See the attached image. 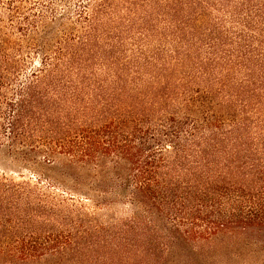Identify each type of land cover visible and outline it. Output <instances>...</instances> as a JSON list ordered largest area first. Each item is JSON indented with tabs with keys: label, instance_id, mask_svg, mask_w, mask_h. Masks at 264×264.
<instances>
[{
	"label": "trees",
	"instance_id": "trees-1",
	"mask_svg": "<svg viewBox=\"0 0 264 264\" xmlns=\"http://www.w3.org/2000/svg\"><path fill=\"white\" fill-rule=\"evenodd\" d=\"M48 262L264 264V0H0V264Z\"/></svg>",
	"mask_w": 264,
	"mask_h": 264
},
{
	"label": "rangeland",
	"instance_id": "rangeland-1",
	"mask_svg": "<svg viewBox=\"0 0 264 264\" xmlns=\"http://www.w3.org/2000/svg\"><path fill=\"white\" fill-rule=\"evenodd\" d=\"M12 174H13V176H15V178L19 179V176L16 175V173H12ZM26 175H27V177H30L29 179H31L33 182H36V179H38L37 174L34 175V174H32V173L26 172ZM40 181H41V179H40ZM43 181H44V183L41 185L42 188H45V189L50 188V187L48 186V182H46L44 179H43ZM49 191H51V192H55L56 190L53 189V188H51V190H49ZM89 211H94V210L90 208ZM94 212H95V211H94ZM96 214H97V215L99 214L100 217H101V210L97 211ZM39 264H51V263L48 262V263H39Z\"/></svg>",
	"mask_w": 264,
	"mask_h": 264
}]
</instances>
